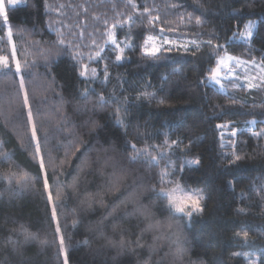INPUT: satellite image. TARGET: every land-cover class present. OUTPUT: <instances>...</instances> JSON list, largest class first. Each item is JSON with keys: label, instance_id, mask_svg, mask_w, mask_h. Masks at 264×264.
<instances>
[{"label": "trees", "instance_id": "1", "mask_svg": "<svg viewBox=\"0 0 264 264\" xmlns=\"http://www.w3.org/2000/svg\"><path fill=\"white\" fill-rule=\"evenodd\" d=\"M137 4H144L145 0H136ZM55 7L45 12L44 0H25V3L7 6L10 24L5 26L3 18L0 17V55H11V45L7 44V32L12 30V42L18 48V59L23 65L25 61L31 64L35 61V67L31 68V75L26 80V90L29 94L34 123L39 129L38 135L43 142L48 138V146L45 148L44 156L50 154L59 163L64 157V150L59 153L54 146L68 136V129L75 126L79 139L91 141L90 147L103 145L108 147L115 142L117 148L124 145L125 139L130 143H136L138 148L152 145H162L165 134L169 142L174 139L182 141V147L187 146L181 153L179 149L168 155L174 164L179 176L183 177L182 183L186 182L190 189L200 188L205 190L206 207L200 216L192 218L191 222L181 224L185 240L184 246L187 255L184 264H264V158L259 155L257 146H264V138H253L252 131L264 128V90L261 89H233L228 86L225 92L209 85L207 89L203 86L197 88V81L203 78L207 69L214 65L198 63L191 55L176 52L165 54L160 60L142 59L139 51L125 50L126 61L120 65L109 68L110 81L103 76L104 61H88L89 52L94 54L92 40L98 36L91 35L99 27L103 31L105 20L110 25L117 12L131 14V10L124 7L122 0H48ZM149 6L154 8L152 15L165 17L172 21V27L177 28L173 38L182 40L194 39L199 33L200 39L210 38L209 33L215 32L219 39H213L214 44L225 45V50L231 54L246 60L255 59L259 62L264 56V2L262 0H248L249 7L242 12L233 11L239 7L234 0H183V6L179 11L165 9V4L181 3V0H147ZM117 4L119 7L113 8ZM64 5V7H60ZM202 5V7L200 6ZM85 9L87 11L85 12ZM204 9L209 11L204 12ZM204 23L200 26L195 24V16L201 15ZM183 13L184 23H179V14ZM192 13L191 24L188 23L187 14ZM255 20L256 27L249 42L232 39L233 32L243 28L249 20ZM52 22L53 28L64 33L66 41L80 44V51L84 53V63L92 67L98 66L97 78L91 82L89 100L98 99L103 89L106 96L114 93L122 100L124 96H131L133 103L130 105V116L127 118L130 127L128 136L123 135L124 128L115 123L114 119L107 116L108 111H114L116 105H106L105 110H97L92 119L98 121L103 128L99 130L98 137L90 136L88 129L81 127L88 115L75 113L78 104L84 102L78 92L83 91L82 78L78 77L75 62L68 55H58L51 60L50 68L45 67L44 61L38 58L37 53L46 46L37 48L32 44L33 40L50 41L56 39V31L48 27ZM165 25H158L159 27ZM27 29L28 32L22 30ZM127 29L117 28L118 38L123 39ZM139 35L140 30L134 28ZM32 34L29 35L28 33ZM83 32V36L81 33ZM101 44L103 41H99ZM105 51L102 55H112L109 46L104 45ZM7 49V51H5ZM224 50H222L223 52ZM114 60V55L112 56ZM14 70V68H13ZM124 76L122 81L117 80V75ZM172 78L169 84L161 89V84L167 78ZM180 77L179 82L175 78ZM186 77V79H183ZM120 85H123L121 88ZM145 85H150L145 87ZM139 91L156 92V100L151 103L144 100L135 103ZM206 93V95H205ZM63 95L64 103L61 106L60 97ZM230 96H234L238 103L231 105ZM164 98L166 104L159 105L157 100ZM23 102V93L20 91L19 79L5 76L0 72V152L7 153L8 159L0 157V249L11 235L13 239H22L13 229H19L24 225L30 232L38 235V240H33L23 247V264H62L63 257L57 259V246L42 245L41 240L53 239L54 225L50 226L51 209L46 207L45 200L40 198L35 189H42L43 182L32 186V190H20L6 192L8 181L5 174L12 172L18 176L27 174L33 177L39 171L38 158L33 160V149L24 145L26 141L22 137L30 139L31 126L27 125V109L23 110V118L17 117V110ZM172 105V106H169ZM223 113L219 116L216 113ZM61 114L71 118L67 126L61 129ZM256 120L257 127L246 124L248 120ZM140 124V132H147L148 137L136 138V123ZM145 122H147L145 124ZM24 124L23 128L15 125ZM217 124H227L228 133L234 127L240 128L237 135H229L223 140L220 137L221 129ZM232 133V132H231ZM231 140L237 143L233 145ZM223 142V143H222ZM225 143V144H224ZM78 146V145H77ZM130 147L129 145H124ZM239 154H247L249 159L238 167H225L224 154L231 155L233 150ZM51 150V151H50ZM159 150V149H157ZM95 155V151L92 152ZM200 159L199 166L185 164L183 173L179 172L181 163L185 161ZM18 166V167H17ZM163 167V164L160 165ZM51 169H49V172ZM154 171H159V168ZM134 174L137 178L143 177L141 183L150 186L152 177L145 165L134 166ZM89 176L81 184L82 196L86 192H96L98 186L104 181ZM232 181L231 184L228 181ZM132 184V179L127 181ZM13 186L15 180H13ZM141 190L140 185L136 189L129 188L124 196L119 198L108 195L105 198L107 208L94 206V209L81 214L82 223L78 230L71 227L72 209L79 203L73 198L67 208L61 209V224H68V233L72 234V242L85 239L89 236L91 248L97 249L103 241L97 238V234L88 233L89 226L97 227L102 217L107 216L113 207L125 199L128 192ZM55 195V189H53ZM183 195V193H177ZM144 204L150 202L148 196L141 198ZM243 211H240V210ZM133 205L129 204L126 211L131 213ZM159 215V214H158ZM66 218V219H65ZM109 234L113 227L125 229V236L135 243L139 235L142 223L138 225L134 216L126 215L121 209L115 216L108 217L100 225ZM249 233L247 240L243 238V232ZM241 235L237 236L236 233ZM117 238L119 236L117 235ZM152 233L145 234L144 242L151 243ZM168 249L162 246V250L156 256L159 259ZM71 253L70 264H101L107 259L108 264H114L112 257L115 251L102 249L93 257L88 254L89 249L77 245L75 249H69ZM240 253V255H233ZM147 249L143 250V257L147 258ZM11 264H21V258L11 253L10 249L0 251V262L5 258ZM119 264H137L135 255H125L119 258Z\"/></svg>", "mask_w": 264, "mask_h": 264}, {"label": "snow or ice", "instance_id": "2", "mask_svg": "<svg viewBox=\"0 0 264 264\" xmlns=\"http://www.w3.org/2000/svg\"><path fill=\"white\" fill-rule=\"evenodd\" d=\"M125 8L131 10V14L117 12L116 17L113 18V22L109 25L107 19L105 20L103 31L97 27L93 34L98 36V39L92 40V48L95 49L94 54L89 52L87 60L96 62L104 61L103 76L106 81H110L109 68L120 65L122 61L129 59L125 54V50L139 51L142 59L148 60H160L164 58L165 54H170L175 49L176 52H183L184 54L191 55L198 63L212 64L214 65L207 69L203 78L197 81V88L203 86L205 89L211 85H219L220 91L225 90V83L227 81L231 84L233 89L235 88H247V89H261L264 90V56L261 57L260 62L257 64L255 59L243 60L238 56L230 55L225 50V45L214 44L213 39H219V36L213 32L209 33L210 38L207 40L200 39L199 33L196 34V38L182 40L179 37L173 38V35L177 33V28L172 27V21L167 20V12L165 17L160 15H152L154 8L158 6H149L147 0L144 4H137L136 0H122ZM199 2V0H197ZM240 6L233 9L235 12H242L245 7H249L248 0H234ZM264 2V0H262ZM25 3V0H0V17L3 18V24L5 26L10 24L9 15L6 10L7 6H14L17 4ZM183 6V0L181 3L165 4V9H173L177 12L179 8ZM202 7V5H200ZM55 5L48 3V0H44L45 12L51 11ZM60 7H64L61 5ZM119 5L114 4L113 8H117ZM87 9H85V12ZM209 9H204V12ZM201 15L195 16V24L200 26L204 23ZM193 14H187L188 23L191 24ZM185 20L184 14H179V23L183 24ZM256 21L249 19L247 23L243 25V29L237 32H233L232 38H242L248 41L253 36V29L256 27ZM158 25L161 26L157 30ZM48 27L56 31V39L50 41L33 40L32 44L39 48L44 45L42 51L37 53L38 58L44 61L45 67L50 68L51 60L58 55H68L76 64L77 75L82 78L79 83H83V91H79L78 94L83 98L84 102L78 104L75 108V113L88 115V119L83 121L81 127L88 129L90 136L98 137L99 130L103 128L98 121L92 119V115L97 110H105L106 105L115 104L114 111H108L107 116L110 119H114L117 125L124 128L123 135L125 138L128 136V128L130 124L127 118L130 116V105L134 102L131 96H124L121 100L115 93L110 96L104 94L103 89L98 95V99L89 100L88 96L92 94L90 92L91 82L97 78L98 66L92 67L89 63H84V53L80 51L82 45L75 44L72 41H66L64 33L53 28V24L50 21ZM117 28L127 29L124 32L123 39L118 38ZM139 29V35L133 31V29ZM28 32L27 29L22 30ZM29 35L32 33L29 32ZM8 41L7 44L11 45V55H0V72H3L5 76H12L19 79L20 91L23 93V102L21 107L17 110V117L23 118V110L27 109V125L31 126L30 139L22 137L26 141L24 145L28 149H33V160L38 158L39 171L31 178L25 174L24 176H18L16 173H6L5 178L8 181L9 187L4 189L6 192H15L17 187L20 190H32V186L40 184L41 179L43 182L42 189H35L39 192L40 198L45 200L46 207L51 209L50 226L54 225L53 239L51 241L41 240L42 245L48 244L57 247V259L63 257L62 264H70L71 253L69 249H75L77 245H82L89 249L90 255L95 257L102 249H110L115 251L116 255L112 257L114 264H119V258L125 255H135L137 257V264H184V257L187 255V249L184 246L185 240L181 224L185 221L191 222L195 216L203 214L206 207L205 203V190L200 188L190 189L186 182L182 183L183 177L179 176L175 170L174 164L169 163L171 157L168 155L177 149L181 153L186 150L187 146L182 147V141L174 139L169 142L167 134L162 145L145 146L138 148L136 143H130L127 139L124 141V145L117 148L115 142L109 144L108 147L99 145V147H90L91 141H84L79 139L75 130V126L72 129H68V136L74 137V140H67L66 137H62L61 140L54 146L53 149L57 153L61 149L64 150V157L59 163L50 154L46 158L44 156L45 148L48 146V138L44 137L43 142L38 135L39 129L34 123V114L32 111L29 94L26 90V80L31 75V68L35 67V61L31 64L25 61L22 65L18 59V48L12 42V30L9 27L7 32ZM83 36V32L81 33ZM99 41H103L101 44ZM104 45H108L112 55H102L105 48ZM222 50H224L222 52ZM7 51V49H5ZM114 55V60L112 56ZM258 67L260 69L256 76L245 75L243 78L237 73V69L244 66ZM14 68V70H13ZM124 76L118 74L117 80L122 81ZM181 78L176 77V82H179ZM183 79H186L184 77ZM172 78H167L161 84V89L165 84H169ZM121 88L123 85H120ZM150 85H145L148 87ZM137 95L135 97V103L141 101H148L151 103L156 100V92L139 91L136 89ZM206 95V93H205ZM231 105H236L238 101L234 96L228 98ZM61 106L63 105L64 97L61 95ZM166 99L161 98L157 100L159 105L166 104ZM172 106V105H169ZM223 114L216 113L217 116ZM62 123L61 129L65 128L70 122L71 118L67 115L61 114L60 117ZM147 122H145L146 124ZM248 125L256 124V120L246 121ZM17 128H23L24 124L15 125ZM216 127L224 128L227 125L217 124ZM136 138L139 140L141 136L148 137L147 132H140L139 122L135 125ZM237 135V129H232V136ZM251 136L253 138H264V128L260 131H252ZM230 143L235 145L237 142L231 140ZM78 145V146H77ZM159 149V150H157ZM50 150V151H51ZM95 151V155L92 152ZM259 155L264 158V146H257ZM0 157L5 160L8 159L7 153L0 152ZM223 159L226 160L225 167L232 168L242 165L249 159L247 154H239L235 148L231 155L224 154ZM137 164L145 165L152 177L150 186H145L141 183L143 177L137 178L134 174V166ZM163 164V167L160 165ZM185 164L191 166L193 164L199 166L201 164L200 159H194L181 163L179 172L183 173L185 170ZM18 167V166H17ZM159 168V171H154ZM49 169L51 171L49 172ZM89 176H92L95 180L96 177L101 178L104 183L98 186L96 192H86L82 196L81 184L84 180H87ZM132 179V184L129 185L127 181ZM13 180L15 185L13 186ZM93 180V182H94ZM229 184L232 181H228ZM137 185H140L141 190H133L128 192V195L123 199L120 204L112 208L108 212L107 216L101 218L97 227L89 226L87 228L88 233L97 234V238L103 241V244L97 249L91 248V240L89 236H85V239L72 242V234L68 233V224L65 222L61 224V209L67 208L68 203L75 198L79 201L78 205L72 209V224L71 227L74 230H78L82 223L81 214L86 213L94 209L95 205L107 208L105 204V198L108 195L119 198L124 196V193L129 188L136 189ZM53 189H55V195H53ZM177 193H183V195H177ZM3 192H0V196ZM148 196L150 202L144 204L142 197ZM133 205L131 213L126 211L128 205ZM121 209L125 210L126 215L134 216L137 219V223L143 224L139 235L135 243L125 236V229L113 227L112 232L109 234L104 231L100 225H103L104 220L108 217L115 216V214ZM240 211H243L242 209ZM159 214V215H158ZM66 219V218H65ZM12 232H16L22 239H13L11 235L8 237L4 244L5 249H10L11 253L21 258V264H23V247L33 240H38L37 234L30 232L24 225H21L19 229H13ZM152 233L153 239L151 243H145V234ZM117 235L119 238H117ZM237 236L241 233L237 232ZM249 233L243 232V238L247 240ZM162 246L167 247V251L159 259L156 256L162 250ZM147 249V258L143 257V250ZM233 255H240V253H234ZM0 264H11V261L5 258L4 262ZM101 264H108L107 259L101 262Z\"/></svg>", "mask_w": 264, "mask_h": 264}, {"label": "rangeland", "instance_id": "3", "mask_svg": "<svg viewBox=\"0 0 264 264\" xmlns=\"http://www.w3.org/2000/svg\"><path fill=\"white\" fill-rule=\"evenodd\" d=\"M5 3H6V5H7V0H5ZM17 5H19V4H17ZM247 23V22H246ZM243 29V28H242ZM241 29V30H242ZM254 30H255V28L253 29V33H254ZM252 38V37H251ZM251 38L248 40V41H245L244 39H242V38H233L234 40H237V41H242V42H249L250 40H251ZM231 55V54H230ZM233 56H235V55H233ZM241 58V57H240ZM241 59H243V58H241ZM243 60H246V59H243ZM257 62V61H256ZM260 62V61H259ZM259 62H257V64L259 63ZM237 73L241 76V78H243V76H245V75H250V76H256L258 73H259V71H260V69L258 68V67H252L251 65H248L247 67H244V66H242V67H240V68H238L237 70ZM224 83H225V85H226V87H225V90L224 91H221V92H225L226 90H227V88H228V86H231V84H229L227 81H224ZM211 85V84H210ZM212 86H214V87H216L219 91H220V86L219 85H212ZM247 89V88H246ZM225 125H227V124H225ZM250 127H257V124H254V125H249ZM228 127V126H227ZM227 127H224V128H219V129H221V132L219 133L220 134V137L222 138V140L225 138V137H227L228 136V134L229 135H232V131H229L230 133H228V131H226L225 129H227ZM235 129H237V131L238 130H240V128H238V127H234ZM261 129H259V131H260ZM223 143V142H222ZM225 144V143H224Z\"/></svg>", "mask_w": 264, "mask_h": 264}]
</instances>
